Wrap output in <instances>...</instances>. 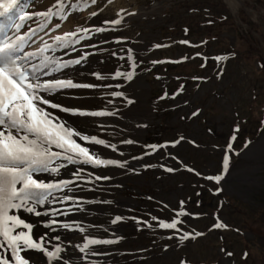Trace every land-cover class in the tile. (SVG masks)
<instances>
[{"label":"rangeland","instance_id":"rangeland-1","mask_svg":"<svg viewBox=\"0 0 264 264\" xmlns=\"http://www.w3.org/2000/svg\"><path fill=\"white\" fill-rule=\"evenodd\" d=\"M46 1L90 25L67 70L91 73L78 109L110 114L74 123L119 155L97 154L118 165L91 171L118 174L77 190L112 241L90 264H264V0Z\"/></svg>","mask_w":264,"mask_h":264},{"label":"snow or ice","instance_id":"snow-or-ice-1","mask_svg":"<svg viewBox=\"0 0 264 264\" xmlns=\"http://www.w3.org/2000/svg\"><path fill=\"white\" fill-rule=\"evenodd\" d=\"M18 3L19 0H6V3L0 0V9L6 12L15 8ZM4 12H0V15ZM113 23L119 24L120 20L113 21ZM24 39V37H17L15 40H9L8 33L0 27V248L5 247V244L8 246L13 254L10 260L15 261V264H28V258L19 255L27 249H38L45 252L49 258H59L60 249L57 248L53 252L46 251L43 238L37 240L32 234V226L14 213L20 209L29 213L33 212V207L28 206L30 200L39 203L42 194L59 189L70 182L45 183L35 179V174L58 172L59 168L64 167L63 164L53 166L58 160L97 167L118 163L111 159H101L73 137H78L85 143L108 147L109 145L103 139L80 134L68 127L59 117L39 106L46 104L48 107L79 115H105V113L97 112L77 113L74 110L52 104L45 96L39 95L40 92L50 93L56 89L90 86L75 84L71 80L36 83L40 78L37 74L39 68L31 63V57L35 54L26 53L23 57L20 54L24 47ZM64 40L66 37H56L58 44ZM49 49L50 46L45 45L40 52L43 53ZM48 59L47 56L43 57L45 62ZM132 78V74L129 73L127 79ZM128 143L132 142L128 141ZM247 146L248 144H245V147ZM229 147L231 148V145ZM53 149H59V151ZM228 166L229 159L225 157V169ZM167 170L173 171L172 169ZM207 179H215L219 183L222 177H208ZM178 215H186V213L181 212ZM119 219V217L116 218L117 221ZM179 223L180 221L174 220L170 223H161L160 227L176 229ZM215 227L219 228L222 225L218 223ZM17 228L24 230L17 232ZM184 238L187 239L188 236ZM100 243H111V241L88 239L84 247ZM246 257L247 254H245Z\"/></svg>","mask_w":264,"mask_h":264},{"label":"bare ground","instance_id":"bare-ground-1","mask_svg":"<svg viewBox=\"0 0 264 264\" xmlns=\"http://www.w3.org/2000/svg\"><path fill=\"white\" fill-rule=\"evenodd\" d=\"M4 2L6 3V0H4ZM47 2L48 1L46 0H19L18 5L11 10V13L0 17V27H3L4 31L8 33L9 40H15L17 37L25 38V35L27 34L26 31L31 28L39 26V24H45L43 30L24 39V47L20 53L22 57L26 53L35 54V56L31 57V63L39 68L37 74L40 78L36 83L71 80L73 83L79 85L89 84L85 83L87 80L82 79L83 77L91 81L90 83H93L90 78L91 73L89 74L88 70H81L76 67L74 70H67L71 69L78 62L85 60L88 56L87 51L90 49L84 51L82 50L81 45L82 43L85 44L83 41L91 36L90 25H85L80 28L73 25L70 22L71 13H68V7L70 5L66 2H62L57 8H53V4L51 5L50 2ZM28 3L31 4V6H29ZM44 3H46L45 6L47 7H44ZM238 3H240L239 0H230L228 2V4L232 6H235V4ZM88 4V1L79 3V5L75 6L74 10H76L77 7L82 8L83 5L87 7ZM56 37H66V40L58 44ZM65 41L66 44L63 45V42ZM45 45L50 46V49L41 53L40 50L45 48ZM44 56L49 58L47 62L43 60ZM62 70L67 71L60 72ZM39 95L45 96L52 104L74 110L77 113H88L86 109H78L79 99L76 97V88L56 89L50 93L40 92ZM39 106L45 108L46 111L53 113L56 117H59L68 127L74 129L80 134L86 137H94L88 133H81L74 123L76 117H85L87 115L72 114V112L61 111L59 108L48 107L46 104H41ZM109 114L106 113L105 115L100 116V119H105ZM83 125L87 128L86 124L83 123ZM73 138L76 139L78 143L82 144V146L89 148L96 155L110 152H114L115 154L114 148L112 149L110 147L93 143H85L84 141L79 140L78 137ZM102 148H104V150ZM98 149H102V151L99 152ZM53 150L59 151V149ZM118 156L115 154L113 157L114 159H117ZM100 158L107 159L103 157ZM60 164H63L64 167L59 168L58 172L38 173L34 175V178L45 183L56 184L60 181H69L70 183L66 186L62 185L59 189H53L42 194L39 203L30 200L28 206L33 205L30 206L33 207V212L29 213L20 209L14 213L32 226V234L37 240L43 238V246L46 251L53 252L57 248L60 249L58 254L59 258H49L45 252L38 249H27L26 251L20 252L19 255L21 257L28 258V264H90L92 263L90 259H93L94 257L92 255V257H90L89 254L93 253L95 249H93V245H89L87 248L84 247L88 239L102 241H110L111 239L110 237H101L100 239H97V236L91 232L89 218L85 217L83 214L84 212L91 210V206L89 205L90 201L87 197H83L85 196L83 195L85 190L84 192H81V195H79L77 190L82 188L83 184H87L91 180H100L111 176L115 177L118 174L117 170H112V172L108 174L91 171L93 169L98 171L101 168L112 167L115 165L97 167L90 164H73L66 160H58L53 166H59ZM70 166H80V169L74 168V170H72ZM86 189H88V187ZM72 193L75 194L73 195ZM69 197L70 199H68ZM37 213H39V215H37ZM10 214L13 213L10 212ZM21 230L24 229H16L17 232ZM12 255L11 250L5 244V247L0 248V264H15V261L10 260Z\"/></svg>","mask_w":264,"mask_h":264}]
</instances>
